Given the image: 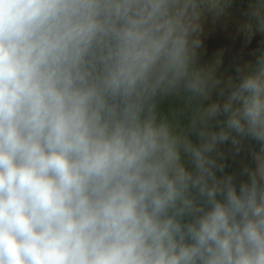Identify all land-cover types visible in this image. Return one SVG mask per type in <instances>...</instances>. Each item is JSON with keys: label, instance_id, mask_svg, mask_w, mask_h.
I'll use <instances>...</instances> for the list:
<instances>
[{"label": "clouds", "instance_id": "obj_1", "mask_svg": "<svg viewBox=\"0 0 264 264\" xmlns=\"http://www.w3.org/2000/svg\"><path fill=\"white\" fill-rule=\"evenodd\" d=\"M230 5L0 0V264H264V157L216 175L220 144L264 142V53L226 82L198 64ZM244 15L264 33V0Z\"/></svg>", "mask_w": 264, "mask_h": 264}, {"label": "rangeland", "instance_id": "obj_2", "mask_svg": "<svg viewBox=\"0 0 264 264\" xmlns=\"http://www.w3.org/2000/svg\"><path fill=\"white\" fill-rule=\"evenodd\" d=\"M250 0H231L230 7L225 14L220 17H214L211 13L205 15L203 19V31L200 34L201 47L198 52L199 65H211L219 55L222 63L216 71V75L223 81H227L229 77L235 79L236 68L243 66L248 62H253L258 48L264 47V33L255 32L251 40H248L245 32L241 31V26L247 21L244 13L248 9ZM220 53V54H219ZM226 98V97H225ZM224 98L218 95V90H215L210 100L204 101L205 106L213 101L223 103ZM166 99L163 98L158 104H165ZM158 110V109H157ZM158 112V111H157ZM160 112H158L159 114ZM226 116L223 114L217 119L210 122L212 130L218 131L220 124L217 122L224 121ZM180 126V128H186ZM189 138L193 143L199 144V138L194 133H189ZM237 147L239 151L237 152ZM220 156L218 159L223 162L225 158L229 159L232 167V174L238 180H246V176H242L243 168L255 169L254 155L251 153L248 137L240 138V144L233 146L231 142L220 144L218 146ZM260 156V155H259ZM182 161L186 168H191L192 165L188 161V157L182 153ZM254 165V166H253ZM216 175H225V172H217ZM190 219L187 217L186 220Z\"/></svg>", "mask_w": 264, "mask_h": 264}, {"label": "trees", "instance_id": "obj_3", "mask_svg": "<svg viewBox=\"0 0 264 264\" xmlns=\"http://www.w3.org/2000/svg\"><path fill=\"white\" fill-rule=\"evenodd\" d=\"M261 53H264V47L262 45L258 48L257 54L255 55L253 62L255 61L256 56H258ZM164 98L166 99L165 104H158L157 106V109H158L157 111L160 112L158 114L159 118L167 117L169 120H172L173 119L172 117L173 109L185 108V106L188 104L187 96L183 92L179 94H173V95H170ZM202 104L203 106H205L204 101L202 102ZM196 106H197L196 103H193L190 107L186 109L184 115L179 117V127L188 125L191 110L195 108ZM248 141H249L251 153L254 155L253 163L256 168V163H255L257 161L256 157L259 155L260 156L264 155V142L256 140L253 137H248ZM223 162L225 163V167H224L225 175L232 174V167H231L230 160L228 158L227 159L225 158Z\"/></svg>", "mask_w": 264, "mask_h": 264}, {"label": "crops", "instance_id": "obj_4", "mask_svg": "<svg viewBox=\"0 0 264 264\" xmlns=\"http://www.w3.org/2000/svg\"><path fill=\"white\" fill-rule=\"evenodd\" d=\"M261 157H264V155H261ZM255 163H256V166H257V161Z\"/></svg>", "mask_w": 264, "mask_h": 264}]
</instances>
